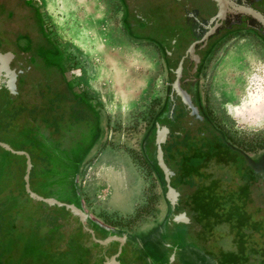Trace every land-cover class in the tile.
Segmentation results:
<instances>
[{
	"label": "rangeland",
	"instance_id": "374dc122",
	"mask_svg": "<svg viewBox=\"0 0 264 264\" xmlns=\"http://www.w3.org/2000/svg\"><path fill=\"white\" fill-rule=\"evenodd\" d=\"M36 2L51 39L63 52L73 79L99 102L112 125L118 128L117 135L119 132L122 135L134 132L135 136L143 133L165 91L166 73L160 49L152 42L129 37L121 24L118 0ZM232 31L221 36L207 58L202 71V89L209 112L231 142L246 147L249 154H258L264 149V41L246 28L238 26ZM180 40L187 42V36L183 35ZM253 109L256 110L254 115ZM127 128L133 130L127 131ZM126 137L124 142L128 143ZM148 152L163 176L166 168L157 162L151 146H148ZM214 169L215 165L210 164L205 171L213 172ZM42 175L46 181L52 178V174H47L43 168ZM223 185L229 188L228 183ZM19 190L20 182L0 183V193L15 197ZM78 192L83 210L108 230L128 233L130 238L141 241L147 238L144 235L146 230L152 227L155 232L170 213V206L162 196L165 194L163 179L159 181L152 166H145L141 159L136 160L119 146L105 149L82 168ZM248 193L251 201L246 210L252 220L258 221L263 228V233H253L250 241L262 246L264 252V182L253 183ZM7 203L11 204L12 200ZM49 208L54 213L63 212L57 207ZM189 212L184 211L186 223L177 222L172 227L182 232L179 233L187 238L188 243L196 246L197 234L206 233V225L197 224L195 216ZM47 213L44 205L26 199L11 207L0 206L2 227L8 219L14 220L11 235L2 234L0 239L1 243L8 245L5 252L0 250V264H43L45 258H42V251L38 248L42 247V221ZM85 227L90 228L87 221L84 228L81 227L83 231L80 230L81 241L83 245L92 244ZM210 234L209 247L221 250L234 248L232 233L227 225L214 227ZM27 237L33 238L30 244L25 242ZM46 238L45 235L43 239ZM7 239H12L13 243H7ZM154 242L157 243V240ZM49 245L45 247L46 254L52 251L53 247ZM92 246L103 251L98 244ZM103 247L106 248L104 252L109 254L111 245ZM145 248L144 254L150 261L168 259L160 241L158 245L150 242ZM189 249L195 257L192 260H197L193 248L189 246ZM38 251L41 254L36 256ZM176 257L178 261L182 260L180 251ZM118 258L121 264H133L135 259L132 252L124 248ZM44 264H47L46 261ZM48 264L61 263L55 260ZM96 264H99L98 261Z\"/></svg>",
	"mask_w": 264,
	"mask_h": 264
},
{
	"label": "flooded vegetation",
	"instance_id": "af4514ba",
	"mask_svg": "<svg viewBox=\"0 0 264 264\" xmlns=\"http://www.w3.org/2000/svg\"><path fill=\"white\" fill-rule=\"evenodd\" d=\"M118 1L124 31L132 39L154 43L162 53L166 73L165 91L161 101L149 117L144 132L136 136L134 132H130L129 135H122L119 132L117 135L118 128L112 125L99 102L73 79V74L64 61L62 50L49 35L36 0H0V51L8 53L9 66L14 73L10 88L0 87V142L7 144L13 151H23L27 154L30 162L29 189L42 196V181L46 179L42 175V168L52 166V154L43 146L46 141H50L56 149L61 147L63 172L61 191L68 196L72 187L75 196L76 193L78 194L82 168L105 149L113 146L123 147L133 158L139 161L141 159L145 166L151 167L152 162L155 164L152 154L148 152V146L154 149L157 132L163 138L161 151L169 165V161L178 160L172 153L176 156L180 153L190 156L193 151L208 149L215 143L219 146L220 156L224 149L232 150L236 154L239 152L241 160L252 171L251 177L256 172L257 181L264 182V149L258 154H249L246 147L231 142L222 126L209 112L202 89V71L206 60L221 36L230 34L233 32L232 29L209 38L196 50L191 51L190 55L185 53L188 43L192 40L190 21L183 20L186 8L194 9L199 19L208 18L215 12V2L213 0ZM252 6L264 14V0H256ZM246 29L261 37L255 30ZM183 35L187 36V42L180 40ZM170 36L173 41L170 43L169 51L166 52L156 39L167 40ZM176 77L181 84L169 97V83ZM170 106L172 111L168 115ZM126 130L131 131L133 128ZM125 135L128 136L126 137L129 139L128 143L124 142ZM166 155L170 159L167 160ZM211 162L212 160L209 164ZM24 167V154L12 153L0 146V183L23 181ZM170 168L173 177L175 170L171 165ZM234 175L238 177L236 173ZM170 184L178 190L175 207H180L186 212L179 201L184 194L190 192L187 190L189 187L185 186L187 189L184 190V187L171 182ZM20 198L42 203L30 199L26 193ZM54 198L59 200L60 197L56 195ZM7 199L12 200L10 205H16L19 201L18 196L11 197L1 192L0 200ZM72 201L83 209L81 200L72 199ZM90 228L94 235L96 233V237L105 238L111 234L125 235L121 250L124 248L132 252L135 258L133 264L146 262L157 264L155 260L150 261L144 254L145 245L150 242L158 245L160 241L164 250L165 221L155 232L152 231V227L146 230L144 235L147 238L144 241L135 237L130 238L128 233L103 229L105 233L102 234L98 228L94 226ZM175 232L178 231H175L173 226L169 236L178 255L184 236L180 234L176 238ZM154 240H157V243Z\"/></svg>",
	"mask_w": 264,
	"mask_h": 264
},
{
	"label": "trees",
	"instance_id": "16d2710c",
	"mask_svg": "<svg viewBox=\"0 0 264 264\" xmlns=\"http://www.w3.org/2000/svg\"><path fill=\"white\" fill-rule=\"evenodd\" d=\"M46 142L50 143L55 150H58L50 141ZM43 146L50 151L44 143ZM218 147L219 146L214 143L212 146L208 147V149H197L193 151L190 156L181 153L176 156L171 152L174 158L178 160L169 161L170 165L175 170V174L170 182L179 187H184V190L187 189L185 186L191 189L188 194H184V197L180 199L179 203L187 212L190 211L193 213L197 224L206 225L207 230L206 233L197 234L196 239L198 242H196V244L198 246H194L192 245L193 243L191 244L190 242L188 243L187 238L184 237L183 244L179 250L183 262L179 261V264H196V262L199 264H263L264 252L262 246H258L250 241L251 235L253 233L262 234L263 228L258 221L252 220L250 212L246 210L251 201L248 188L253 183L258 182L257 173L254 172V177H251L252 171L247 164L241 160L239 152L236 154L232 150L228 151L224 149L223 154L220 156L218 154ZM50 152L52 154V160L54 155L52 151ZM166 157L168 160L169 157L167 155ZM211 160V164L215 165V169L213 172H206L205 169L207 165H210L209 163ZM151 166L162 179L160 172L153 162ZM240 166H242V168ZM44 169L49 175L51 170L52 174L53 160L52 166L49 165ZM234 173H236L238 177H236ZM45 181L46 179L42 181V196H46V193H50L49 190H44L43 182ZM22 183L23 181L20 180V190L17 195L20 200L18 202L23 199L20 198L21 195H25ZM223 183H228L229 188L225 187ZM72 191L71 187L69 189V195L65 196L71 200H80L79 192L74 196ZM59 200L68 202V199L65 197H60ZM8 201V199L0 200V206H14L8 204ZM41 204L47 207L49 212L47 213L48 215L46 214L45 220L42 221L44 223L42 224V247L40 246L38 248L42 251V258H45L44 261L42 260L43 264L45 261L48 264L55 260L61 264H96V258L84 247L83 240L81 241L79 234L81 233L80 230L83 231V229L76 218L71 216L69 211L63 207H57L63 212L54 213L50 211V206L48 207L44 203ZM52 207L56 208V206ZM87 222L90 226L98 228L100 233H105L103 228H100L90 221ZM13 223L14 220L12 219L11 221L8 219L4 227H2L0 223V239L2 234L7 233L8 236L11 235ZM222 224L227 225L232 233L234 244L232 250H221L208 246L212 239V234H210L211 230ZM203 226H201V228ZM179 232H175L176 238L182 233ZM85 234L87 233L85 232ZM45 235L47 236L46 240L43 239ZM32 239L33 238L27 237V240L25 238V242L30 244ZM6 242L13 243V240L7 239ZM48 243H50L51 245L49 246L53 248L50 247L52 251L46 254L45 247H47ZM108 245H111L108 253L111 254L115 252L117 242H110L106 246ZM7 246L6 243L0 242L1 252H5ZM189 246L192 247L193 252L196 253L197 260H192L195 259V257L190 253L192 250L189 249ZM100 247L103 248L102 252L106 254V252H104L106 248L103 246ZM112 247L114 248L112 249ZM39 254H41L40 251L37 252L36 256ZM118 256L117 259L119 260ZM166 262L167 259L164 258L158 261L157 264H165ZM145 264H147V262Z\"/></svg>",
	"mask_w": 264,
	"mask_h": 264
},
{
	"label": "water",
	"instance_id": "95a60500",
	"mask_svg": "<svg viewBox=\"0 0 264 264\" xmlns=\"http://www.w3.org/2000/svg\"><path fill=\"white\" fill-rule=\"evenodd\" d=\"M216 4L215 12L208 18H197V12L194 9L186 8L184 13V21H190V31L192 40L188 43L185 53L190 55L191 51L196 50L199 45L204 44L209 38L213 36H217L225 32L226 30H230L232 28L243 26L246 28H250L258 32L261 35V38L264 41V14L258 9L252 6V3L256 0H213ZM242 19V21H241ZM160 42L165 51H169L170 43L173 41L172 36L167 40L156 39ZM9 55L8 53H3L0 51V87L5 89H9L11 83L14 80L13 70L9 66ZM180 81L176 77L174 81L169 83L170 91L169 97L171 96L172 91H177L179 89ZM172 107L168 108V115L171 113ZM163 138L156 134V138L154 141V152L156 156L157 162L163 164L166 168L165 172H163V185L165 187L164 198L170 206V213L166 219V232L164 234V249L165 254L168 257V264H179V261L176 257L175 249L172 246L170 241V230L174 223H186L187 219L184 217V211L175 207L177 203L178 192L174 186H172L169 182V176L173 174L171 168H169V164L165 161L164 155L161 151V143ZM44 145L50 149L53 153V171L52 178L49 181L43 182L44 190H49L50 193L46 196H40L35 192L31 191L28 186V172L30 168V162L28 156L23 151H13L10 147L0 142V146L7 149L12 153H20L25 156V167L24 174L22 176L23 179V190L28 195V197L32 200L41 201L47 206H56L63 207L68 210L71 216L76 218L77 222L84 228L85 221H90L100 228L108 229L106 226L102 225L98 220L92 217L88 212H85L79 206H77L71 199L66 197L61 191V183L63 180L62 173V150L61 147L58 150L50 143H45ZM65 197L68 199V202L59 201L54 198V196ZM85 231L88 233L89 240L92 244H98L99 246H105L112 241L117 242L115 252L111 254H104L97 247H93L92 244H84V247L88 249L91 254L96 258L99 264H121L117 259L121 251V246L125 240V235L117 236V235H108L105 238L96 237L91 228L85 227Z\"/></svg>",
	"mask_w": 264,
	"mask_h": 264
},
{
	"label": "bare ground",
	"instance_id": "6f19581e",
	"mask_svg": "<svg viewBox=\"0 0 264 264\" xmlns=\"http://www.w3.org/2000/svg\"><path fill=\"white\" fill-rule=\"evenodd\" d=\"M252 108H253V107H252ZM244 109H245V108H244ZM245 110H246V109H245ZM250 110H252V109H250ZM255 111H256V110L253 109V115H254V113H256ZM251 112H252V111H251Z\"/></svg>",
	"mask_w": 264,
	"mask_h": 264
}]
</instances>
